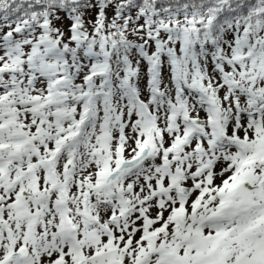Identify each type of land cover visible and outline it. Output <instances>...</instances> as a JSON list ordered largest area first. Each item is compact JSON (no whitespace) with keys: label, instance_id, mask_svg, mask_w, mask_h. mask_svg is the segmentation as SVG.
I'll return each instance as SVG.
<instances>
[{"label":"snow or ice","instance_id":"6c2138e0","mask_svg":"<svg viewBox=\"0 0 264 264\" xmlns=\"http://www.w3.org/2000/svg\"><path fill=\"white\" fill-rule=\"evenodd\" d=\"M0 264H264V0H0Z\"/></svg>","mask_w":264,"mask_h":264}]
</instances>
